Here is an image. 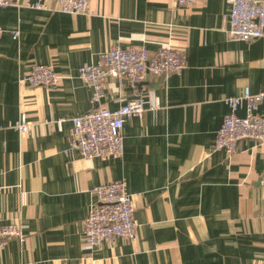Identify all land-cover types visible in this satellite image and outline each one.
<instances>
[{
	"label": "crops",
	"instance_id": "0c3cea01",
	"mask_svg": "<svg viewBox=\"0 0 264 264\" xmlns=\"http://www.w3.org/2000/svg\"><path fill=\"white\" fill-rule=\"evenodd\" d=\"M33 1L0 7V224L16 223L21 232L0 248V264L264 258V142L243 139L232 153L212 150L228 111L224 99L245 87L264 89V33L229 41L222 29L229 0H91L88 12L75 15L28 6ZM12 29L19 30L16 39ZM115 45L183 48L186 67L135 85L110 78L95 101L77 69ZM33 63L52 66L57 84L21 82ZM135 98L144 111L125 120L120 157L67 151L74 116ZM257 112L264 115V102ZM20 113L31 123L27 134L13 126ZM114 180L126 183L136 236L90 246L83 221L94 187Z\"/></svg>",
	"mask_w": 264,
	"mask_h": 264
},
{
	"label": "built area",
	"instance_id": "2783aa9c",
	"mask_svg": "<svg viewBox=\"0 0 264 264\" xmlns=\"http://www.w3.org/2000/svg\"><path fill=\"white\" fill-rule=\"evenodd\" d=\"M91 0H35L28 6L49 9L71 15L86 13ZM177 5H185L198 0H173ZM229 13L223 16L222 29L229 41H248L261 37L264 33V0H229ZM13 4V0H0V7ZM0 25V37L3 34ZM13 39L19 36L18 29L10 30ZM186 67L183 48L166 46L149 51L145 47L112 46L100 54L95 63H84L77 69V77L82 84L91 88L92 98L98 101L104 93L108 79L119 83L127 81L132 85L144 81L148 76L167 73L180 74ZM60 75L52 66L33 63L20 78L29 86L51 87L57 84ZM228 107L218 128L212 150L232 153L239 141L249 139L256 144L264 142V115L257 112L264 102V89L256 93L245 87L240 96L224 99ZM155 102L152 108H156ZM244 106L245 114L239 116V107ZM143 101L131 99L116 109L92 108L74 116L68 152L78 151L85 158L120 157L123 153V125L132 116H141ZM62 119L57 121L60 127ZM21 134L31 130V123L25 113H20L13 125ZM1 190V187H0ZM95 199L83 221L85 242L93 247L102 243L112 244L115 239H134L137 223L134 219V205L126 189L124 180H114L94 187ZM1 220V215H0ZM16 223L0 224V248L10 239L20 238ZM256 264H264V258Z\"/></svg>",
	"mask_w": 264,
	"mask_h": 264
}]
</instances>
